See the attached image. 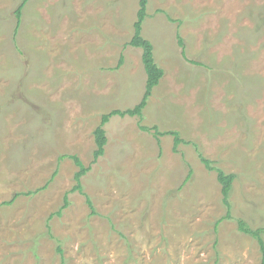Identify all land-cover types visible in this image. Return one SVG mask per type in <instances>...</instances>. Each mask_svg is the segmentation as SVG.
Listing matches in <instances>:
<instances>
[{
	"label": "rangeland",
	"instance_id": "374dc122",
	"mask_svg": "<svg viewBox=\"0 0 264 264\" xmlns=\"http://www.w3.org/2000/svg\"><path fill=\"white\" fill-rule=\"evenodd\" d=\"M23 1L0 0V264H262L238 221L264 241V0H149L164 76L97 161L146 92L140 0H29L17 28ZM200 155L236 175L230 218Z\"/></svg>",
	"mask_w": 264,
	"mask_h": 264
},
{
	"label": "trees",
	"instance_id": "16d2710c",
	"mask_svg": "<svg viewBox=\"0 0 264 264\" xmlns=\"http://www.w3.org/2000/svg\"><path fill=\"white\" fill-rule=\"evenodd\" d=\"M28 1L29 0H24L22 2V4L15 11V14L17 17V28L20 26L22 16H23V9L25 8ZM148 3H149V0H140L138 19L134 24V35H133V38L131 39V41L129 42L130 46L137 48V49H141V51H142V60H143V64H144L146 74H147L145 95H144L142 101L138 105H136L134 108L127 109L125 111L114 110V111L110 112L109 114L103 115L102 120H101V124L95 130V133H94L95 142H96V146H97V149L94 152L95 161H97L99 158L104 156L105 146L108 144V139L106 136V130H105L104 126L110 122L112 117H115V116L122 117V118H124V117H132V118L142 117L143 111L148 105V100L151 97L154 88L159 85V83L161 81L160 79L163 78V76H164V70L162 68H160L155 61L154 47H153L152 43L149 40L145 39L142 35L143 22L147 16V5H148ZM179 45L182 46V56L184 57V59L188 60L187 55H186L184 40L181 39V37H179ZM122 62H123V57H121L120 64ZM189 62L194 64V65H200L199 63H197L195 61H189ZM140 129L142 131L147 132V133H153L154 137L156 138V140L158 141L159 144H160V138L161 137L166 136V135L173 136L174 137V151H177V148L182 143L187 144V142H185L181 138L180 133L177 131L161 132L158 130L157 127L148 128V127H144V126H141ZM72 159L80 167V171L76 175V179L79 182L81 180V177L83 175H85L86 172L88 171V168H85L83 166L81 160L78 157L74 156V157H72ZM200 159L209 171L217 170V173H218L217 178H218L219 183L222 186L223 205H225L227 207V209H228L227 217L230 218V213H229L230 209H231L230 194H231V191L233 188V183L236 179V175L226 174L221 169L213 167L212 162L210 160L206 159L205 157H203L202 155H200ZM191 175H192V170H190V173H189L186 181H188L190 179ZM75 190L80 191V193L84 194L82 192V186L80 184H78L76 186ZM87 203L93 210V204H92L91 199L89 197L87 198ZM68 206H69V200L66 197L65 198V204L60 209V211L58 212V215H61L63 210L66 207L68 208ZM222 221H223V219H220L218 224L221 223ZM238 226H239V229L241 232H243L246 235L252 236L253 238H255L258 241L259 246H260L261 251H262V254H263L262 264H264V241L260 236L261 230H257V231L251 230L250 228L247 227L246 223L242 220L238 221Z\"/></svg>",
	"mask_w": 264,
	"mask_h": 264
}]
</instances>
